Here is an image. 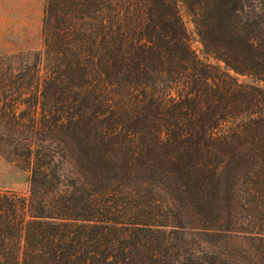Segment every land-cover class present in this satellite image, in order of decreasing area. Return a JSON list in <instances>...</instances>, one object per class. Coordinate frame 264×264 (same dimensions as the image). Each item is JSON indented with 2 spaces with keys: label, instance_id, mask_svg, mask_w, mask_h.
Segmentation results:
<instances>
[{
  "label": "trees",
  "instance_id": "obj_1",
  "mask_svg": "<svg viewBox=\"0 0 264 264\" xmlns=\"http://www.w3.org/2000/svg\"><path fill=\"white\" fill-rule=\"evenodd\" d=\"M180 1L217 63L178 0L45 1L41 88L0 76L31 173L0 190V264H264V0Z\"/></svg>",
  "mask_w": 264,
  "mask_h": 264
},
{
  "label": "rangeland",
  "instance_id": "obj_2",
  "mask_svg": "<svg viewBox=\"0 0 264 264\" xmlns=\"http://www.w3.org/2000/svg\"><path fill=\"white\" fill-rule=\"evenodd\" d=\"M46 0H0V76L31 74L38 64L40 88L45 73V43L43 39V16ZM180 13L190 35L193 49L204 60L217 63L204 53V46L198 35L192 17L184 4L178 0ZM221 65L224 63L221 62ZM232 73H234L232 71ZM241 82H255L247 75H237ZM262 85L261 82H257ZM2 91L4 97L15 94L17 84L7 82ZM2 88V87H1ZM35 89V87H32ZM10 97L9 99H11ZM14 98V97H13ZM26 108L22 104L20 108ZM40 109V105H38ZM30 170L21 168L0 153V190H10L22 198L30 196ZM192 241V240H190Z\"/></svg>",
  "mask_w": 264,
  "mask_h": 264
}]
</instances>
